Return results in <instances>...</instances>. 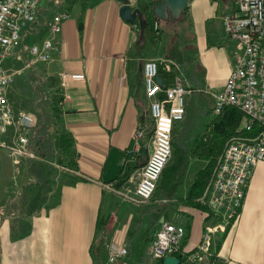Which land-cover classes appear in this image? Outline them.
<instances>
[{"label": "crops", "instance_id": "1", "mask_svg": "<svg viewBox=\"0 0 264 264\" xmlns=\"http://www.w3.org/2000/svg\"><path fill=\"white\" fill-rule=\"evenodd\" d=\"M156 2L39 1L18 53L5 60L7 68L16 70L9 96L15 107L22 84L37 93V98L31 96L34 103L49 99L67 152L60 153L55 140L40 137L38 128L35 151L40 152L39 139L55 150L52 159L40 152L42 169L30 176L27 163L32 158L17 170L9 151L0 147V264H162L151 256L148 244L164 220L186 228L176 254L181 264H264V162L253 168L238 217L225 232L213 233L210 251L200 261L188 258L208 227L220 221L188 196L209 162L203 154L207 137H201L213 134L222 116L213 114V94L224 86L232 67L235 43L224 32L223 17L235 10L236 0H189L178 21L149 19ZM124 4L140 9L142 18L123 19ZM57 11L69 13L56 33L58 49L47 61L34 60L30 47L48 37ZM150 58L172 59L191 90L185 118L173 131V137L181 136L186 166L170 176L164 168L158 183L165 184L163 191L158 193L157 187L150 200L137 202L106 185L133 195L137 182H130L134 175L139 179L152 151L153 120L143 80V63ZM63 71L83 73L84 79L62 85ZM160 75L171 83L172 74L162 66ZM137 127L143 131L139 140L132 134ZM218 135L223 139L224 133ZM56 153L66 162H59ZM45 162L54 166L52 173L44 171ZM27 174L46 185L28 186L32 182H22ZM122 245L127 256L110 261V253Z\"/></svg>", "mask_w": 264, "mask_h": 264}, {"label": "built area", "instance_id": "2", "mask_svg": "<svg viewBox=\"0 0 264 264\" xmlns=\"http://www.w3.org/2000/svg\"><path fill=\"white\" fill-rule=\"evenodd\" d=\"M40 0H0V147L7 149L16 169L27 158H35L33 121L22 109L15 110L9 90L16 70L5 66V60L18 53L22 32L35 21ZM62 0H53L55 5ZM69 17L67 11L55 12L49 21V35L41 44L30 47L34 60L47 61L58 49L56 33L61 22ZM226 36L234 41L232 67L224 86L214 92L213 114L219 116L226 107H238L243 113L239 130L247 134H233L223 145L203 193L197 201L209 208L220 221L208 227L189 260L197 263L210 251L213 233L225 232L227 225L239 215L247 184L254 166L264 162V0H236L233 12L223 17ZM19 56V55H18ZM162 68L172 74L170 84L157 81ZM172 59L161 62L146 59L143 63L145 96L149 115L153 120L152 151L140 170L134 194H124L114 186L107 188L137 202L150 200L157 190L164 168L173 153V131L186 114L187 96L191 92L185 77ZM62 85L84 79L83 73L63 71ZM31 130V134L27 131ZM136 140L143 136L140 128L132 131ZM186 228L164 220L151 234L148 248L155 259L176 255L181 251ZM122 245L109 255L110 261L127 256Z\"/></svg>", "mask_w": 264, "mask_h": 264}, {"label": "rangeland", "instance_id": "3", "mask_svg": "<svg viewBox=\"0 0 264 264\" xmlns=\"http://www.w3.org/2000/svg\"><path fill=\"white\" fill-rule=\"evenodd\" d=\"M19 86H20V88L17 87L18 88V94L16 95L18 103H17V105L15 104V107L12 104L14 109L16 111L19 109H22L25 112H27V114L30 116V118L33 121V125H34L33 128L35 130H37L39 128L38 134L40 137L43 135L44 137H46L47 140L48 139H51L52 141L54 139L56 140L55 137H56L57 133H56L55 128H56V124L58 122V119H57L58 116L51 111L52 102L49 99H46V100L34 103L33 100H35V99H32L31 96H32V94H34L33 96L35 98H37V93L34 92L33 87L28 86L26 89H24V86H22V84H20ZM27 132L29 134H31V130H28ZM207 134H210V133L206 132L204 134L205 136H202L201 139H204V137L208 138V137L212 136V134L210 136H208ZM180 137L181 136H179V139H177L178 136H176V135H175V137H173V144H174V148L176 149V151L174 149V151L172 153L173 159L170 158V160H169V162L166 165L165 170H164L165 174L168 176H170L173 173L182 172L184 167L186 166V164L184 162L185 161V157H184L185 153H184L182 146L179 144V142L181 140ZM221 138H222V136H220V139ZM36 140H38V139H36ZM39 141H40V139H39ZM47 153H48L47 157L49 159H52V156H54L52 153H54V152H52V153L47 152ZM59 154L56 153L58 161L59 162H66V160L64 158H62L61 155H59ZM37 156H39V158H32L33 161H30L29 163H27V165L29 166L28 173L30 174V176L31 175L34 176L36 174H39V170L42 169V168H40V165H41V162H44V161H43V159H41L42 158L41 153L40 152H39V154L37 153ZM52 166L53 165L51 163L45 162L44 171L52 173V169H54V166L53 167ZM30 176H28V174H27L26 179L24 178L22 182L24 183V182L30 181L33 183V185H32V183H30L28 186H35V185L36 186H42V185L45 186L46 185V182L45 181L43 182L42 180L40 181V179H39V181H36V180L31 181ZM137 181H138V178H136L134 175V177L132 178V181L130 183L134 184ZM36 182H37V184H36ZM164 185L165 184L163 183V186L158 187V193L159 192L161 193L163 191Z\"/></svg>", "mask_w": 264, "mask_h": 264}, {"label": "trees", "instance_id": "4", "mask_svg": "<svg viewBox=\"0 0 264 264\" xmlns=\"http://www.w3.org/2000/svg\"><path fill=\"white\" fill-rule=\"evenodd\" d=\"M147 17H149V19H151L152 17L154 18V20H157V17L155 16L154 12H150V14L147 15ZM148 32L150 33V29L148 30ZM221 115L222 116L220 122L218 125L216 124L212 136L206 138V140L203 141V154L209 158V162L204 169L198 172L196 179L191 185L188 197L192 201L197 200V198L202 194L204 185L209 179L212 169L217 161V158L222 151L225 139H227L230 135L233 134L245 133L244 130L238 129L243 119V113L238 107L228 106L225 108V112L222 113ZM220 133L221 134L224 133L223 139H220L218 135ZM55 138L56 140L54 139L55 140L54 146L56 147V149L60 151V153H66L67 140L65 138V134L63 132L57 133ZM48 143L46 141V143L42 145L40 141L38 142L39 145L38 147L40 149V152L43 153L45 156L47 155V152L52 153L55 150L53 146L48 147L49 145ZM179 256L182 259L181 255Z\"/></svg>", "mask_w": 264, "mask_h": 264}, {"label": "water", "instance_id": "5", "mask_svg": "<svg viewBox=\"0 0 264 264\" xmlns=\"http://www.w3.org/2000/svg\"><path fill=\"white\" fill-rule=\"evenodd\" d=\"M189 0H157L154 4L153 12L157 19L168 20L172 19L178 21L182 18L184 11L187 9ZM120 14L123 19L134 22L136 18H142V11L140 9H132L131 5L124 4L120 8ZM142 21V20H141ZM157 81L163 86L164 78L157 75ZM162 264H181V259L177 255H167L162 258Z\"/></svg>", "mask_w": 264, "mask_h": 264}]
</instances>
